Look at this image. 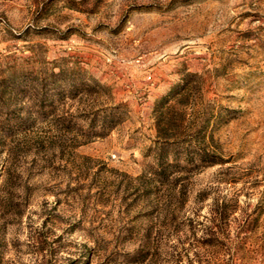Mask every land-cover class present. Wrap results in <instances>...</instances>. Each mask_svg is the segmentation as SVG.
Returning a JSON list of instances; mask_svg holds the SVG:
<instances>
[{"label":"rangeland","instance_id":"1","mask_svg":"<svg viewBox=\"0 0 264 264\" xmlns=\"http://www.w3.org/2000/svg\"><path fill=\"white\" fill-rule=\"evenodd\" d=\"M0 264H264V0H0Z\"/></svg>","mask_w":264,"mask_h":264}]
</instances>
